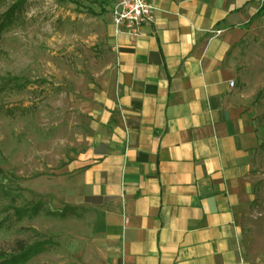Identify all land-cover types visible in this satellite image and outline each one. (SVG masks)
<instances>
[{
	"label": "crops",
	"instance_id": "crops-1",
	"mask_svg": "<svg viewBox=\"0 0 264 264\" xmlns=\"http://www.w3.org/2000/svg\"><path fill=\"white\" fill-rule=\"evenodd\" d=\"M150 1L140 36L108 18L106 92L68 162L79 264H245L253 136L234 47L252 3Z\"/></svg>",
	"mask_w": 264,
	"mask_h": 264
},
{
	"label": "rangeland",
	"instance_id": "rangeland-1",
	"mask_svg": "<svg viewBox=\"0 0 264 264\" xmlns=\"http://www.w3.org/2000/svg\"><path fill=\"white\" fill-rule=\"evenodd\" d=\"M19 1L18 17L0 32V189L8 194L0 195V250L12 253L18 241L49 239L51 250L26 264H79L74 225L44 211L63 209L70 196L68 162L86 150L90 120L103 102L113 63L106 37L110 6L105 0H0V16ZM103 2V14L88 12L98 13ZM251 3L256 13L264 0ZM247 22L234 50L253 136L248 175L254 200L240 244L245 264H264V17ZM13 78L29 85L2 89ZM9 109L18 110L9 116ZM38 202L43 214L32 219L20 221L10 208Z\"/></svg>",
	"mask_w": 264,
	"mask_h": 264
},
{
	"label": "trees",
	"instance_id": "trees-1",
	"mask_svg": "<svg viewBox=\"0 0 264 264\" xmlns=\"http://www.w3.org/2000/svg\"><path fill=\"white\" fill-rule=\"evenodd\" d=\"M58 1H66L75 3V0H58ZM106 1V0H105ZM255 0H248V2H254ZM105 2L103 4L98 5L99 12L96 13L94 10L90 9L88 12H90L92 15L97 16L99 14H103L106 11ZM23 1H19L14 6H12L6 13L2 14L0 16V32L9 26L13 24V22L18 17V14L20 13L21 9L23 8ZM264 17V4L259 8V10L254 14L252 19H259ZM13 86L16 90H23L27 88L29 85L28 82L19 83V80L16 78L8 79L4 82V86L2 89H5L8 86ZM18 110V109H17ZM16 109H9L7 111V115L14 116ZM22 114L26 113V110H21ZM2 173V170L0 168V174ZM8 195L3 190L0 189V195ZM14 209V215L18 220H22L24 218L32 219L34 217L39 216L40 214H43L44 211V204L43 202H38L36 204L25 206V207H10ZM44 214L48 217H52L55 219H66L71 216H80L78 214V211L76 208H73L71 206L64 207L61 211H44ZM1 229V224H0ZM37 236L44 238L38 231L32 230ZM51 250V241L49 239H37L34 243L29 244L24 241H18L16 243V248L12 253H9L4 250H0V264H26L29 261H31L33 258L45 253L49 252Z\"/></svg>",
	"mask_w": 264,
	"mask_h": 264
},
{
	"label": "built area",
	"instance_id": "built-area-1",
	"mask_svg": "<svg viewBox=\"0 0 264 264\" xmlns=\"http://www.w3.org/2000/svg\"><path fill=\"white\" fill-rule=\"evenodd\" d=\"M110 6V19L119 30L133 36H140L151 27L158 15V9L150 0H106ZM231 88L236 86L230 83Z\"/></svg>",
	"mask_w": 264,
	"mask_h": 264
}]
</instances>
